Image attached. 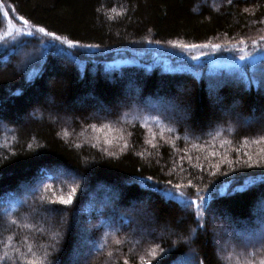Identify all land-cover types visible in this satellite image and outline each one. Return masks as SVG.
Here are the masks:
<instances>
[{"label":"trees","instance_id":"16d2710c","mask_svg":"<svg viewBox=\"0 0 264 264\" xmlns=\"http://www.w3.org/2000/svg\"><path fill=\"white\" fill-rule=\"evenodd\" d=\"M0 4V35L12 33L0 43V240L17 237L15 247L19 237H29L39 259L59 231V242L49 249V264H123L124 258L141 264L140 256L160 264L166 253L163 264H181L192 249L205 264H258L264 252L248 256L253 250H246L236 234L254 226L264 213V44L251 46L252 39L264 36V0H233L232 5L226 0ZM20 16L31 26L100 48L64 46L65 53H57L39 33L22 36L29 27ZM241 38L247 43L243 53L232 47H243L237 45ZM17 41L23 43L13 53ZM169 41L218 43L222 48L183 51ZM5 46L10 51L4 52ZM241 54L245 60L239 59ZM194 55L200 58L194 60ZM253 76L256 83L249 88L245 81ZM216 99L223 101V110ZM176 100L182 104L168 106ZM234 102H239L235 112ZM257 116L263 119L250 123ZM153 133L156 147L148 144ZM125 142L128 148L122 150ZM248 156L254 165L259 160V166L246 167ZM215 164L220 170L212 175ZM149 176L148 183L161 190L170 187L169 180L173 185L191 181L195 187L181 191L192 198L196 188L207 195L209 189L241 187L243 180L253 183L242 192L207 201L217 210V222L208 216V234L197 229L189 247L175 242L196 228L194 208L165 203L159 192L133 182ZM73 187L76 194L66 212H44L51 205L41 197L58 199ZM9 219L20 226L9 225ZM157 243L163 251L149 257ZM223 243L226 248L220 249ZM84 244L88 256L79 261ZM3 248L0 244V254Z\"/></svg>","mask_w":264,"mask_h":264},{"label":"snow or ice","instance_id":"6c2138e0","mask_svg":"<svg viewBox=\"0 0 264 264\" xmlns=\"http://www.w3.org/2000/svg\"><path fill=\"white\" fill-rule=\"evenodd\" d=\"M228 5L233 4V0H226ZM4 7L3 4H0V9ZM245 12L248 11V9L244 10ZM4 16L7 17L9 13L5 11ZM19 21H22L24 25L29 27V30L26 32H21L22 36L27 37H33L36 33H39L43 37H47L48 40L51 42L49 44V48H56L57 53H65V47L68 49H91L96 48L99 49V44H81L79 41H74L71 39H65L61 35H58L56 32L48 31L44 27H36L29 25V21L25 19L24 17L20 16L18 17ZM261 23H264V21H261ZM12 33L8 32L4 35H0V43L5 41L8 36H11ZM57 42L59 43V46L57 45ZM22 41L13 42L11 46V51L14 53L15 49L20 47L22 45ZM148 43H153V41L149 40ZM156 44H160V41H155ZM168 44L173 48H179L183 51H189V50H195V49H204V48H210L215 51H219L222 48L221 44L213 43V44H182L178 42H172L169 41ZM262 44H264V36L259 37L258 39H252L251 40V46L255 49L260 47ZM237 45L243 46L237 48L236 45H233V50L239 51L243 53L247 48V43L244 38H241L237 41ZM10 49L5 46L4 52H8ZM68 55H71V53H67ZM0 55H3V53H0ZM251 55V53H249ZM194 60H198L199 56H192L191 57ZM245 55L241 54L239 56L240 60H245ZM39 62V61H37ZM3 65H0L2 67ZM246 86L251 87L253 84L256 83V77H251L246 79ZM260 87L261 90L264 91V78L260 81ZM14 95L18 93H13ZM264 99V97H262ZM215 103L217 106L223 110V101L220 99H216ZM182 104V101L176 100L175 102H169V107H175L177 105ZM239 107V102H234L232 106L233 112L236 111ZM164 111H167V108H164ZM4 118L3 108L0 107V120ZM154 120L157 124L160 123L159 116L154 117ZM247 122V121H245ZM91 127H95V125H91ZM104 127H109V125H104ZM150 130V129H149ZM169 132L174 131L172 128L167 129ZM151 131V130H150ZM156 134L153 133V139L148 141V144L152 145L153 147H156L157 145L153 143V140H155ZM161 139L163 137L161 136ZM261 139H264V135L261 136ZM107 143H111V141H106ZM247 142V141H245ZM255 142L259 143V140H256ZM122 150L128 148V144L125 142L121 146ZM110 155L112 153H109ZM141 157L144 155L143 152L138 153ZM261 159H264V156L261 157ZM224 162L231 166L233 164V161L227 160V158H224ZM244 165L246 167H255L259 166L260 161L258 160L256 164H253L252 156H248L247 160L243 161ZM196 167H200L201 171H203L202 167L200 165H196ZM214 168L217 170V172L211 173L212 175H216L220 170V164H215ZM235 170V169H233ZM226 175V173H225ZM49 179H52V177H47ZM242 178H237L236 183H240ZM152 181V177L149 176L147 178H142L140 181H133L134 183H140L144 188H146L148 191H157L160 193L161 198L165 201V203H173V202H179L180 206L184 210L193 209L194 213L192 214L194 216V222L196 224V228L189 229L184 235H178V239L175 243L177 244H183L186 246L191 247L193 243H195L194 237H197V229L200 230V234L207 235L209 232V221L207 219L208 216H211L213 224L216 220V209L212 206L207 204V201L218 199L220 196L223 195H231L234 193H239L244 191L246 188H248L249 184L253 183L251 180H243L241 187H235L229 189H220L219 191H216L214 189H209L208 194L205 195V190L196 188L195 189V198L185 196V193L181 191V189L184 188H194L195 185L189 181L187 184L177 183L172 184V181L169 180L167 183L170 187L167 189H159L158 185L148 183ZM49 185L45 184L44 189H49ZM76 194V188L73 187L71 191L65 196L61 195L58 199H51V200H44L43 197H41L42 203H47L51 205L50 207H47L44 209V212L46 213H62L66 212L68 210V206L73 204V198ZM264 199V195L261 197ZM20 203H23L22 201ZM59 205V206H57ZM207 214V215H206ZM63 219V218H61ZM183 223V221H181ZM8 224L11 226H17L18 221L16 219H9ZM29 226V225H25ZM37 232L43 234L44 229L37 228ZM107 235V234H106ZM61 236V233L59 231L55 232L53 236L51 237L53 243L49 244L47 248H44L42 256L40 258H37L36 252L33 250V244L29 243V237H19L18 243L14 247L12 244V241L14 239H17V237H14L12 235H9L6 240H0V244H3L4 248L2 250V254H0V264H49V257L53 254L49 249H54L55 244L59 242V238ZM236 238L240 241L241 245L247 250L252 249L253 251L248 252V256H255L257 253L264 252V213H262L259 217L257 222L254 224V226L250 228L244 229L239 234H236ZM115 243L117 245L121 244V240H115ZM21 245L26 246V248H22ZM104 245H100V248H103ZM9 249L12 250V255H9ZM157 250L163 251V248L160 244H155L153 247H151L150 251L148 252L149 257H155ZM113 253L110 251L108 252V256L112 257ZM168 254H165V257L161 258L160 264H163L164 258H166ZM192 260L196 261V264H205V259H201L198 257V254L195 249L191 250L190 254H185L181 259V264H192ZM139 261L141 264H152L151 259H146L145 256H140ZM123 264H129V260L127 258L123 259ZM248 264H256V261L249 260ZM258 264H264V257L259 258Z\"/></svg>","mask_w":264,"mask_h":264},{"label":"rangeland","instance_id":"374dc122","mask_svg":"<svg viewBox=\"0 0 264 264\" xmlns=\"http://www.w3.org/2000/svg\"><path fill=\"white\" fill-rule=\"evenodd\" d=\"M12 28V27H11ZM23 32H25L24 30H23ZM255 61H257V59H255L254 61H250L251 62V64L252 65H254L255 63ZM263 61H264V58H263ZM231 63H234V61L232 62H229V63H227V62H224V61H221V62H219V64H222V65H231ZM249 63V62H248ZM263 64H264V62H263ZM46 79H48L47 77H46ZM263 116V118H264V115H262ZM259 116H257V117H255L253 120H251L250 121V123H253V122H256L258 119H260V120H262L263 118H258ZM258 118V119H257ZM210 222L211 223H213L212 222V218H210ZM215 222H217V219L215 220ZM211 232H213V233H215L214 235H216V233H217V231L215 230V229H212V231ZM217 238V237H216ZM219 239V238H218ZM220 240V239H219ZM220 249H225L226 248V246H225V243H223V244H219V246H218ZM78 254L80 255V259H78L79 261L81 260V259H85V258H87V256H88V252H87V247H86V245L84 244V245H82L81 247H80V249H79V252H78ZM83 260H81V261H83Z\"/></svg>","mask_w":264,"mask_h":264}]
</instances>
